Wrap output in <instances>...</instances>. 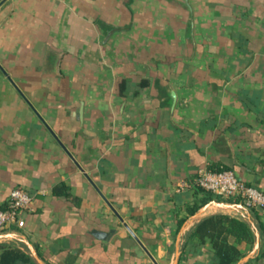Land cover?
Listing matches in <instances>:
<instances>
[{
    "label": "crops",
    "instance_id": "crops-1",
    "mask_svg": "<svg viewBox=\"0 0 264 264\" xmlns=\"http://www.w3.org/2000/svg\"><path fill=\"white\" fill-rule=\"evenodd\" d=\"M209 167L264 190V0H0V207L33 196L0 244L32 264L23 238L44 264H173L179 240L178 264H214L193 232L224 213L254 236L229 237L232 264L256 229L240 264H264V207L197 215L213 194L190 212Z\"/></svg>",
    "mask_w": 264,
    "mask_h": 264
},
{
    "label": "trees",
    "instance_id": "trees-1",
    "mask_svg": "<svg viewBox=\"0 0 264 264\" xmlns=\"http://www.w3.org/2000/svg\"><path fill=\"white\" fill-rule=\"evenodd\" d=\"M209 169L220 171L230 168L209 167ZM205 192L206 195L202 198L200 204L190 206L189 210L191 213H194L199 205L213 199L214 195L212 193ZM217 197L218 199H222L220 196ZM229 200L239 201L236 198H230ZM7 205L8 203L1 208H6ZM252 210L256 212L257 208H252ZM261 226L264 229V224ZM193 235H197L202 243H205L207 240L210 241L211 248L216 255L214 264H232L244 255L236 243L229 242L230 236L235 237L237 243L246 241L252 244L254 241L251 226L247 221L224 213L211 215L203 219L194 230ZM0 248L2 249L0 264H14L17 260H23L32 264L30 256L22 248L8 244H0Z\"/></svg>",
    "mask_w": 264,
    "mask_h": 264
},
{
    "label": "built area",
    "instance_id": "built-area-1",
    "mask_svg": "<svg viewBox=\"0 0 264 264\" xmlns=\"http://www.w3.org/2000/svg\"><path fill=\"white\" fill-rule=\"evenodd\" d=\"M197 185L224 200L236 198L239 201L233 202H239L250 209L264 207V190L246 183L232 169L215 171L202 168L198 172ZM32 202L33 196L27 190L19 187L12 189L7 207H0V232L24 227L25 214Z\"/></svg>",
    "mask_w": 264,
    "mask_h": 264
},
{
    "label": "water",
    "instance_id": "water-1",
    "mask_svg": "<svg viewBox=\"0 0 264 264\" xmlns=\"http://www.w3.org/2000/svg\"><path fill=\"white\" fill-rule=\"evenodd\" d=\"M218 205V206H221V207H225V208H234V209H238V210H241L243 211V213H247V218H249V220L252 221L251 219V209L248 208V207H245L243 204L239 203V202H233V201H229V200H221V199H216V200H213L207 204H205L196 214L199 215V214H202L203 212L206 211V209L211 206V205ZM128 229L130 230L131 234L134 236V238L140 243V245L148 252V254L152 257L151 253L148 251V249L146 248V246L143 244V242L139 239V237L135 234V232L129 227L127 226ZM254 228L255 227V224H254ZM97 238H100V239H104V240H107V239H110L111 236L113 235V233H115V229H111L109 231H103V230H98V229H95L93 230L92 232ZM256 235H257V242H256V245H255V248L252 250V252H250L249 254L245 255L244 257H242L238 264L240 263H244L246 261H248L251 257H253L255 255V253L257 252V249L259 247V244H260V234L258 232V230L256 229ZM0 237H21L19 236L17 233L15 232H7V233H0ZM23 240L29 245V247L31 248V251H32V254L35 256V258H37V260L41 263V264H44V262H42V260L38 257L35 249L32 247V245L28 242V240H26L25 238H23ZM180 254H181V245H180V242L178 240L177 242V245H176V254H175V258H174V261H173V264H178L179 263V258H180ZM153 258V257H152Z\"/></svg>",
    "mask_w": 264,
    "mask_h": 264
}]
</instances>
